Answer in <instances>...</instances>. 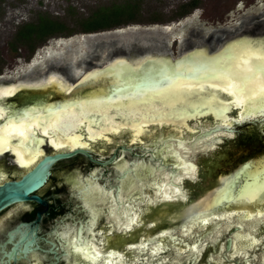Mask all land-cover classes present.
I'll return each instance as SVG.
<instances>
[{
  "label": "water",
  "instance_id": "95a60500",
  "mask_svg": "<svg viewBox=\"0 0 264 264\" xmlns=\"http://www.w3.org/2000/svg\"><path fill=\"white\" fill-rule=\"evenodd\" d=\"M257 20L259 30L228 34L221 48L214 51L204 47L184 55L180 51L147 54L132 62L131 58L117 59L77 77L65 76L70 82L56 76L0 85V120L5 122L0 123V155L11 151L20 165L30 166L43 153L41 143L33 145L32 133L38 131L49 135L50 144L56 149L89 146L90 143L82 141L85 134L97 141L108 134L128 130L138 140L151 138L160 131L155 152L161 164L155 169L149 160V166H133L135 174L139 171L147 176L139 180L143 187H150L145 201L156 205L150 210L152 217L164 222L175 215L179 225L193 221L191 232L208 228L213 222V228L217 229L214 234L222 225L216 220L224 225L227 217L241 231L235 251L238 243L253 250L263 244V240L256 239L258 233H263L264 239V107L260 99L264 96V74L250 82L251 102L245 95L236 94L237 79L231 78V83L224 87L221 77L231 73L246 75L252 70L253 62H264L260 51L264 46V17ZM212 45L216 47L214 41ZM51 94L57 100L43 104L44 98ZM11 97L16 100L25 97L26 101L38 97V102L32 106H25V102L20 106L16 102L5 103ZM165 124L178 132H168L163 137ZM187 129L196 135L189 137ZM79 131L82 135H77ZM77 153L88 156L85 151ZM73 155L46 158L23 182L2 188L0 208L26 198L40 185L50 164ZM198 158L211 162L212 167L217 164L216 170L225 167L226 171L201 188L202 184L196 182ZM168 159L172 164L162 163L169 162ZM221 159H226L225 166L218 164ZM211 166L203 170L204 178V171L214 173ZM35 176L36 182L31 183ZM188 177L197 187L191 197L181 190V186L191 185ZM228 208L237 211L230 212ZM223 210L224 214H220ZM136 220L131 213L127 226L134 227ZM227 240L230 245L231 239ZM161 245L156 250L163 249ZM85 258L94 263L97 256L89 253Z\"/></svg>",
  "mask_w": 264,
  "mask_h": 264
},
{
  "label": "flooded vegetation",
  "instance_id": "af4514ba",
  "mask_svg": "<svg viewBox=\"0 0 264 264\" xmlns=\"http://www.w3.org/2000/svg\"><path fill=\"white\" fill-rule=\"evenodd\" d=\"M120 23L113 27H129L131 21ZM258 24L257 18L248 24L242 21L235 30L220 29L209 37L201 36L203 39L198 43L193 39H186L181 55L195 48L208 47L212 51L219 49L227 40L228 34H238L249 29L256 31L260 28ZM111 28L100 29L94 33L109 31ZM213 41L216 47H213ZM109 45L113 47L107 54L109 60L105 64H98L99 67L121 57L131 58L129 61L132 62L133 59H140L147 54H165L166 43L165 40L144 43L133 41L120 45L114 41ZM100 57L99 54L98 58ZM96 68L98 67L84 72ZM66 75L70 76L68 70ZM63 77L68 80L64 75ZM37 98L26 101L25 97L18 100L11 97L5 103L16 102L20 106L25 102V106H32L38 102ZM55 100L57 98L51 94L44 98L43 104ZM0 123L5 124L2 119ZM192 124L193 122L189 123L190 128ZM190 130L187 129L186 134L189 137L195 136L196 133ZM168 132L178 131L172 125L165 124L163 137ZM82 133L79 131L77 135ZM160 134L157 131L151 138L145 136L134 140L132 132L126 130L120 134H108L97 141L90 140L85 134L82 141L90 143L89 146L56 149L50 144L49 135L38 131L37 134L32 133L33 145L41 143L43 153L30 166L20 165L11 151L0 155L1 190L7 185L23 182L46 158L58 154H74L50 164L44 179L39 181L40 185L26 198L0 208V264H264L263 233H258L256 237L258 242L263 240V244L258 243L251 250L238 243L235 251V241L241 231L227 217L223 220L224 225L215 219L217 224L222 223L217 234H214L217 229L213 228V222L208 228H197L191 232L193 221L179 225L175 215L171 219L166 218L164 222L152 217L150 210L156 205L145 201L150 187H143L144 183L139 180L146 179L147 176L139 171L135 174L133 166H149L151 160L157 169L156 165L161 164V161L156 157L155 147ZM77 151H85L88 156ZM226 154L230 155L229 152ZM226 159H221L218 164L225 166ZM198 160L199 177L196 182L202 184L201 188L205 182L209 183L218 174L226 171L225 167L221 170L215 169L217 161H214L216 165L212 167L211 162L203 161L202 158ZM167 161L169 162L162 163L172 164V160ZM210 166L212 170L215 169L214 173L204 171V178L203 170ZM189 179L188 183L191 182V185L181 186V190L191 197L196 193L197 187L193 186L196 182ZM35 182L36 176L31 183ZM134 187H137L135 192ZM175 210H172L171 215ZM227 210L237 211L232 208ZM131 213L137 218L132 228L127 226ZM220 214H224V210ZM237 215L240 217L241 213ZM228 238L231 239L230 245ZM82 241L86 242V246H83ZM158 245L163 246V249L156 250ZM89 253L97 256L94 263L85 258Z\"/></svg>",
  "mask_w": 264,
  "mask_h": 264
},
{
  "label": "rangeland",
  "instance_id": "374dc122",
  "mask_svg": "<svg viewBox=\"0 0 264 264\" xmlns=\"http://www.w3.org/2000/svg\"><path fill=\"white\" fill-rule=\"evenodd\" d=\"M128 5L138 7L129 27L83 32L81 23L94 13L113 20ZM44 16L63 23L66 30L36 41L32 48L21 43L19 29ZM263 17L264 0H0V85L44 78L49 72L77 77L72 60L83 72L97 67L109 60L107 54L113 49L109 43L114 41L121 45L165 40V53L175 54L183 51L186 39L198 43L201 36L220 29L232 31L242 21Z\"/></svg>",
  "mask_w": 264,
  "mask_h": 264
},
{
  "label": "trees",
  "instance_id": "16d2710c",
  "mask_svg": "<svg viewBox=\"0 0 264 264\" xmlns=\"http://www.w3.org/2000/svg\"><path fill=\"white\" fill-rule=\"evenodd\" d=\"M124 9L125 11L118 12L113 20H111V17L101 19L97 17L100 15L99 12L94 13L88 20L81 23V28L84 33H94L100 29H107L119 25L122 21L126 23L136 19L135 14L138 9L137 5H128L125 6L123 10ZM127 11H129V13ZM125 12H127V14H125ZM121 18L125 19L120 21ZM64 30H66V27L63 23L44 16L36 23H29L22 26L18 31L17 37L21 43H27L29 47L32 48L36 41H44L50 36L63 32Z\"/></svg>",
  "mask_w": 264,
  "mask_h": 264
},
{
  "label": "snow or ice",
  "instance_id": "6c2138e0",
  "mask_svg": "<svg viewBox=\"0 0 264 264\" xmlns=\"http://www.w3.org/2000/svg\"><path fill=\"white\" fill-rule=\"evenodd\" d=\"M261 54H264V46L260 49ZM264 74V62H253L252 70L246 75H240L239 73H231L230 75L226 74L221 77L223 81V86L227 87L231 83V78H235L239 82V87L236 90L237 95H245L248 98V101L251 102V95L253 89L249 87L250 82L255 79L257 75ZM261 106L264 107V96L261 98ZM2 141V137H0ZM83 246H86V242L82 241Z\"/></svg>",
  "mask_w": 264,
  "mask_h": 264
},
{
  "label": "bare ground",
  "instance_id": "6f19581e",
  "mask_svg": "<svg viewBox=\"0 0 264 264\" xmlns=\"http://www.w3.org/2000/svg\"><path fill=\"white\" fill-rule=\"evenodd\" d=\"M168 28H170V27H168ZM51 54H52V52L51 51H48V56H51ZM122 58H124V57H121V59ZM41 59V58H40ZM77 60V59H76ZM117 60V59H116ZM35 61H37V60H35ZM35 61L33 62V64L35 63ZM76 64H77V62H76ZM75 64V61L74 60H72V66H74L76 69H77V65ZM73 68V67H72ZM74 70V72H73V75H75V76H79V75H81V74H83V69L81 68V69H79V70ZM85 73V72H84ZM56 76H63L62 74H60V73H58V72H50V73H48L47 74V76L46 77H44V78H42L41 76L39 77V78H34V79H31V80H27L26 81V79H25V81H20L19 83H22V82H34V81H39V80H42V79H45V78H47V77H56ZM9 85H12V83H8ZM8 84H4V85H8Z\"/></svg>",
  "mask_w": 264,
  "mask_h": 264
}]
</instances>
